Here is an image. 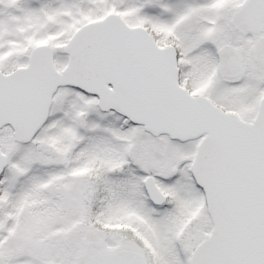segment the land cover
Instances as JSON below:
<instances>
[{"label":"snow or ice","instance_id":"obj_1","mask_svg":"<svg viewBox=\"0 0 264 264\" xmlns=\"http://www.w3.org/2000/svg\"><path fill=\"white\" fill-rule=\"evenodd\" d=\"M0 264H264V0H0Z\"/></svg>","mask_w":264,"mask_h":264}]
</instances>
